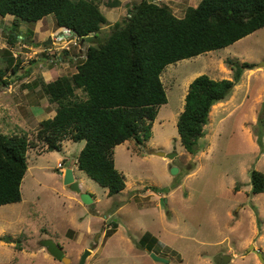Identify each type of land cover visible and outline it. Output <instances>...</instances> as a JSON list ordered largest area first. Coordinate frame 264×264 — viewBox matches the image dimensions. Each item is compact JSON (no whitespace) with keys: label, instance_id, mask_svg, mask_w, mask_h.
<instances>
[{"label":"rangeland","instance_id":"374dc122","mask_svg":"<svg viewBox=\"0 0 264 264\" xmlns=\"http://www.w3.org/2000/svg\"><path fill=\"white\" fill-rule=\"evenodd\" d=\"M96 1L108 19L96 39L102 41L127 18L128 8ZM129 1L130 6L141 2ZM154 1L183 17L200 0ZM13 19L0 16V68L20 63L16 74L7 72L8 84L0 85V103L11 101L0 118V132L27 134L35 142L40 121L53 117L57 105L40 85L28 83L71 76L92 41L61 38L54 14L34 23ZM13 28L20 37L11 44L6 30ZM245 63L230 95L212 106L198 152H188L177 121L189 84L203 73L233 79L234 66ZM161 77L168 102L160 107L144 155L133 141L115 148L116 167L126 177L121 192L109 196L107 188L78 168L84 140L66 139L60 150H47L41 143L29 149L22 200L0 206V238L11 237L0 240V264H64L40 244L46 238L62 246L70 258L66 264H80L86 250L84 264H264L251 248L264 257V191L253 193L251 182L254 169L264 172V134L259 141L264 130V27L227 47L169 64ZM157 151L178 154L172 159L155 155ZM67 167L81 191L97 201L83 203L64 184L61 171ZM112 221L118 227L108 235ZM150 237L156 238L151 251ZM151 253L169 263L155 261Z\"/></svg>","mask_w":264,"mask_h":264},{"label":"trees","instance_id":"16d2710c","mask_svg":"<svg viewBox=\"0 0 264 264\" xmlns=\"http://www.w3.org/2000/svg\"><path fill=\"white\" fill-rule=\"evenodd\" d=\"M106 5L125 6L128 15L98 41L108 19L96 0H0V16L11 15L14 23L19 19L34 23L54 14L59 27L73 31L81 41H92L71 76L28 83L27 87L40 85L57 105L53 117L40 121L35 142L27 134L0 132V206L22 200L29 149L41 143L47 150H60L66 139L85 141L77 166L107 188L109 196L124 190L126 177L116 167L115 148L133 141L137 153L144 155V143L152 138L160 107L168 102L161 77L164 69L232 45L264 27V0H200L188 6L183 17L154 0L132 6L129 0H108ZM6 33L11 44L19 35L14 28ZM19 65L0 68V85L8 84L7 72L11 69L16 74ZM245 65L234 66L233 79L218 80L203 73L189 84L177 121L180 141L188 152H198L212 106L230 95ZM263 134L264 130L261 143ZM251 182L252 192L262 193L264 172L254 169ZM112 224L108 235L118 227L117 221ZM150 242L151 251L156 238L150 237Z\"/></svg>","mask_w":264,"mask_h":264},{"label":"water","instance_id":"95a60500","mask_svg":"<svg viewBox=\"0 0 264 264\" xmlns=\"http://www.w3.org/2000/svg\"><path fill=\"white\" fill-rule=\"evenodd\" d=\"M51 42L52 40L45 41V44H49ZM156 154L161 155L163 157H168V158L173 159L175 156H177L178 153L177 152L166 153L164 151H157ZM177 171H178V168L172 167L173 173ZM61 175L63 176L64 184L68 186L71 190L80 194V197L83 203L88 204V205L93 204L94 199L91 196V194L81 191L79 182L75 179L74 172L71 167H67L65 170H62ZM40 244L43 245L54 258L62 261L64 264H66V261L70 260V258L66 256L65 251L62 248V246H60L54 239L52 238L43 239ZM251 248H252V251L256 252L261 257V259L264 261V257L262 256V253L258 251V249L253 248V246H251ZM89 252H90L89 250L85 251V253L82 255L80 264H84ZM151 257L155 261L169 263L168 259H166L165 257L159 256L155 253H151ZM227 260H228L227 256L224 257L223 259L224 263H226Z\"/></svg>","mask_w":264,"mask_h":264},{"label":"crops","instance_id":"0c3cea01","mask_svg":"<svg viewBox=\"0 0 264 264\" xmlns=\"http://www.w3.org/2000/svg\"><path fill=\"white\" fill-rule=\"evenodd\" d=\"M7 16H8V15H7ZM65 32H66V30H65L64 28L61 27V28H60V33H59V34H63V33H65ZM18 37H20V36H18ZM47 72H48V71H46V72H44V73L46 74ZM7 97H8V96H7ZM10 103H11V101L8 100V98H7V100H6L5 102H3L2 104L0 103V106H1V105L4 106V107L2 106V108H1L2 110H0V118L4 115V113H5V114L7 113V111H4V113H3V110H4L5 107H10V106H11ZM31 107H32V105L30 106V109H29V110H30L31 113H32ZM32 115H33V113H32ZM33 117L35 118V116H33ZM40 118H41V117H40ZM36 119H37V118H36ZM37 121H39V119H37ZM8 122L11 123L10 121H8ZM9 123H7V126H6L8 129H10ZM124 143L126 144L127 141L124 142ZM124 143H122V144H120V145H118V146H116V147L120 148L122 145H124ZM155 155H158V154L155 153ZM76 161H77V160H76ZM61 176H62V175H61ZM79 186H80V184H79ZM125 188H126V187H125ZM95 201H97L96 198L94 199V202H95ZM17 203H18V202H17ZM10 204H12V203H10ZM13 204H14V203H13ZM6 205H8V204H6ZM117 210H120V207H119ZM116 230H117V229H116Z\"/></svg>","mask_w":264,"mask_h":264},{"label":"built area","instance_id":"2783aa9c","mask_svg":"<svg viewBox=\"0 0 264 264\" xmlns=\"http://www.w3.org/2000/svg\"><path fill=\"white\" fill-rule=\"evenodd\" d=\"M71 31L69 30V29H66V32H65V34L63 33V34H61L60 36H61V38H68V37H72V36H74L73 35V33H70ZM67 33H69L70 34V36L69 35H67ZM75 37V39L76 40H79V37H77V36H74ZM56 41H58V40H56ZM63 163H59V165H58V167L60 168V169H62L63 168ZM64 170V169H63Z\"/></svg>","mask_w":264,"mask_h":264},{"label":"clouds","instance_id":"9594fccd","mask_svg":"<svg viewBox=\"0 0 264 264\" xmlns=\"http://www.w3.org/2000/svg\"><path fill=\"white\" fill-rule=\"evenodd\" d=\"M66 30V28H64ZM71 33H73V35L75 34L73 31H71ZM65 34V33H64ZM75 36V35H74ZM78 37V36H77ZM65 170V169H64Z\"/></svg>","mask_w":264,"mask_h":264}]
</instances>
